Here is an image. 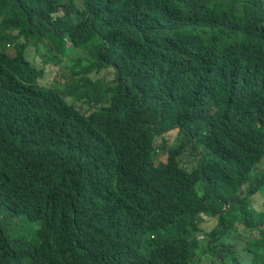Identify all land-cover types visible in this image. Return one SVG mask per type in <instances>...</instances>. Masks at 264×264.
Masks as SVG:
<instances>
[{"label":"trees","instance_id":"1","mask_svg":"<svg viewBox=\"0 0 264 264\" xmlns=\"http://www.w3.org/2000/svg\"><path fill=\"white\" fill-rule=\"evenodd\" d=\"M258 197L264 0H0V264H264Z\"/></svg>","mask_w":264,"mask_h":264},{"label":"rangeland","instance_id":"2","mask_svg":"<svg viewBox=\"0 0 264 264\" xmlns=\"http://www.w3.org/2000/svg\"><path fill=\"white\" fill-rule=\"evenodd\" d=\"M53 75V69L52 68H47V74L46 76L48 77H52ZM162 161L164 160V158L161 159ZM264 204V198H261V197H258L257 199L254 200V205L255 206H262ZM209 225V228H214L216 225L214 222H211L208 224Z\"/></svg>","mask_w":264,"mask_h":264}]
</instances>
